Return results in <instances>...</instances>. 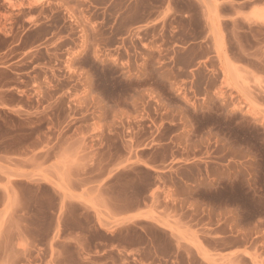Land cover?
<instances>
[{
	"label": "rangeland",
	"instance_id": "obj_1",
	"mask_svg": "<svg viewBox=\"0 0 264 264\" xmlns=\"http://www.w3.org/2000/svg\"><path fill=\"white\" fill-rule=\"evenodd\" d=\"M149 13L158 4L148 0H0L7 168L47 181L56 160L81 187L103 189L117 212L146 204L195 230L148 229L145 248L92 259L72 251L71 264H264V108L227 82L209 93L219 76L213 58L210 75L185 70L206 51L181 53L205 37L198 9L190 18ZM259 22L225 29L233 57L245 61L239 45L257 46L264 72ZM256 86L264 100V83ZM7 260L18 262L0 264Z\"/></svg>",
	"mask_w": 264,
	"mask_h": 264
},
{
	"label": "crops",
	"instance_id": "obj_2",
	"mask_svg": "<svg viewBox=\"0 0 264 264\" xmlns=\"http://www.w3.org/2000/svg\"><path fill=\"white\" fill-rule=\"evenodd\" d=\"M148 1L158 4V13H149L146 15L149 17L190 18L193 9H198L206 20L205 37L182 47L181 53L187 54L195 46L203 45L206 51L192 68L185 70L195 73L205 66L210 75L213 70L206 64L213 58L219 76L209 93L216 94L220 88L229 90L223 85L227 82L236 89L237 92H232L237 97L264 108V100L259 99L262 90L256 86L264 83L262 65L257 63L259 48L244 49L239 45L245 61L236 60L229 50V33L225 29V24L235 19L258 26L264 16V0ZM232 2L238 5L232 7ZM256 40L252 37L253 42ZM7 161L0 152V257L3 259L16 258L17 264H45L46 260L47 264H71L72 251L79 258L92 259L111 252L128 254L145 248L146 240L152 237L148 229L153 228L160 237H192L195 231L186 222H172L146 204L117 212L103 189L91 183L81 187L76 183L73 169L56 160L48 165L47 181L32 177L26 170L11 171ZM26 194L33 198L28 204L24 201ZM45 198L47 201L42 200ZM17 245L24 249H18ZM6 264L16 263L7 260Z\"/></svg>",
	"mask_w": 264,
	"mask_h": 264
},
{
	"label": "bare ground",
	"instance_id": "obj_3",
	"mask_svg": "<svg viewBox=\"0 0 264 264\" xmlns=\"http://www.w3.org/2000/svg\"><path fill=\"white\" fill-rule=\"evenodd\" d=\"M255 14H256V13H255ZM257 14H258V15H261V14H259V13H257ZM263 14H264V13H263ZM258 15H257V16H258ZM262 17H263V19H264V16H262ZM262 17H261V18H262ZM258 18H259V20L261 19L260 17H258ZM258 18H257V19H258Z\"/></svg>",
	"mask_w": 264,
	"mask_h": 264
}]
</instances>
